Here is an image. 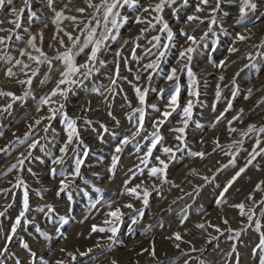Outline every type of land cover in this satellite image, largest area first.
Here are the masks:
<instances>
[{
    "label": "rangeland",
    "instance_id": "rangeland-1",
    "mask_svg": "<svg viewBox=\"0 0 264 264\" xmlns=\"http://www.w3.org/2000/svg\"><path fill=\"white\" fill-rule=\"evenodd\" d=\"M160 3L121 0L119 28L109 23L92 74L74 85H59L66 67L57 57L70 50L77 64L88 60L89 30L97 40L104 32L103 9L90 4L101 0L0 5V264H261L264 0H251L243 22L241 0H165L157 12ZM57 12L76 19L57 23ZM58 85L66 96L52 95ZM155 131L162 139L146 159ZM157 156L167 168L152 176Z\"/></svg>",
    "mask_w": 264,
    "mask_h": 264
},
{
    "label": "snow or ice",
    "instance_id": "snow-or-ice-1",
    "mask_svg": "<svg viewBox=\"0 0 264 264\" xmlns=\"http://www.w3.org/2000/svg\"><path fill=\"white\" fill-rule=\"evenodd\" d=\"M51 2V0H50ZM209 2V0H202V3L204 4H207ZM4 3V0H0V5H2ZM9 3H11V0H9ZM129 3V0H123V4H128ZM164 3H165V0H161V3L160 4H157L156 7H155V10L157 12L161 11L163 6H164ZM123 4H121V0H101V4L100 5H91L92 7H95L96 9V12L97 14L99 15L100 14V10L101 8L103 9V15H102V20H103V25H104V32L100 33V36H101V39L97 40V39H94L95 37V34H96V29L95 28H92L89 30V33H88V39L85 41L84 43V47H87V45L89 43H93L95 46L91 49V53H90V56L88 57V60L85 62V63H82V64H77L76 61H75V57L74 55L71 53V51L69 50L68 52H65L63 54H61V56L57 57L58 59H62L64 61V64H65V67H66V71H64L62 73V76L64 78H62L60 81H59V85H74V84H77L79 81L75 78L76 76H82L84 78H87L88 76H90L93 72V68L90 66V61H95L96 57H97V53L98 51L100 50V46L101 44L103 43V40L104 39H107V36H108V32H109V23L111 24V27L112 28H119V23H118V17H119V12L115 11V9H117L118 7H122ZM256 6L255 4L251 3V0H241V6H240V19L238 22H243V20L245 19V16L247 15V10L248 9H254ZM78 11L80 12H83L85 11V9L83 8H80V9H77ZM215 11V9H213ZM14 14L17 15V17L19 16V13L17 12L16 9H13L12 10ZM145 11H147V9H145ZM197 11H202L201 8H197ZM33 16H35V13H32ZM108 17H112V19L109 21ZM61 19H70V20H75L76 17H64L62 15L61 12H57L56 13V22L59 23V21ZM125 20L127 18H124ZM159 19V18H158ZM189 20H193V19H199V17H196V16H190L188 18ZM11 23L13 24H16V26L18 27V23L16 20H13V21H10ZM164 29L167 30L168 32V38L171 39L172 38V31L171 29L169 28L168 24L167 23H164ZM4 29H0V31H3ZM69 35V39H72V36H71V33L68 34ZM19 38V37H18ZM115 38V37H113ZM5 38L3 37H0V43H3ZM156 39H159L158 37ZM189 39L191 40H195L194 37L192 36H189ZM239 39L241 40H244V39H247V37L245 36H240ZM35 40V37L32 38V40L29 41L30 44H33V41ZM61 44H63V40L60 41ZM75 43V41H74ZM33 47H35V45L33 44ZM84 48H80V51L83 52ZM187 52H192L193 49L192 48H188L186 50ZM231 51H237V49L235 48H232ZM22 55L25 54V53H21ZM161 56L164 55V53H160ZM183 55V53L181 54ZM29 58L30 59H39L38 57H32L30 54H29ZM8 59H11V57H9ZM45 59H47V57H45ZM22 61L20 60H17L16 61V64H21ZM155 65L150 63L147 65L148 68H153ZM24 67H27V65H24ZM84 70V71H81V70ZM175 73H176V69L173 68L172 69V75H170L168 77L169 80L173 79L174 76H175ZM7 74L9 76L11 75H14L13 71L11 68L8 69L7 71ZM189 76L191 77L192 76V73L191 71L189 70L188 72ZM59 85L57 86V89L56 90H53L52 92V95L55 96L57 95V92L59 91L60 95L61 96H66L67 92L70 91V89H60L59 88ZM137 91L139 92V89H137ZM179 91H180V88H179V85H176L175 86V91L173 92V94L171 95L170 97V100H171V103L169 105L170 108H172V110L174 111L175 110V107L174 106H177L178 105V94H179ZM8 95H11L10 93ZM140 100L141 102H143L144 100V94L141 93L140 94ZM49 98L48 97H45L44 99L41 100V103H49ZM191 109H192V103L191 101L188 102L187 106L184 107L183 109V114L185 117L189 118L191 117ZM136 111L140 112V116H139V120L140 121H143L144 119V116H143V109H137ZM171 115V112L170 111H164L163 112V117L166 119L167 117H169ZM189 119H185L183 121L185 127L187 126L188 122H189ZM163 121H160L158 123H162ZM185 127H180V128H177L175 129L176 132L178 133H184L185 131ZM67 128L69 129V133H68V139L69 141L72 140V137H73V134L76 132V129H75V121L74 120H71V119H68L67 120ZM250 131H252V129L250 128L249 129ZM234 131V129H233ZM260 132H264V128H261L259 129ZM3 133H0V135H2ZM178 140H183V136L180 135V136H177L176 137ZM162 139V137L160 136L159 134V131H155L152 133V137H151V146L148 148V152L146 154V159L147 157H150L152 155V152H153V149L156 148L157 146V143ZM20 143H23V141H20ZM36 145L35 144H32L30 145V147H35ZM66 150V146H65V149H61V151H64ZM119 151V149H118ZM163 151L165 153H172L173 152V149L172 148H169V147H165L163 149ZM193 155H197V156H203L204 154L201 153V152H197V153H193ZM155 159L157 161H159V165L160 166H153L152 168L149 169V172H150V175L152 176H157L158 174H163L165 169L167 168V164L164 160H161L159 156L155 157ZM20 164L23 163V160L19 161ZM80 161L77 160L76 162V171H75V174H79V168H80ZM13 167H16V165H13ZM54 171V170H53ZM241 171H243V169H241ZM239 174V173H238ZM237 174V175H238ZM128 191L132 194H136L137 196H139V193L136 192V189L135 188H132V189H128ZM225 191H227V188L225 189ZM144 203L147 204V196H148V192L147 190L144 191ZM27 192L25 193V200H24V204H25V208H27ZM128 207H132L131 204L128 205ZM236 207H239L240 209H243L244 205L243 204H240V205H237ZM21 215H23V213H21ZM112 216H115V217H119V215H122L120 213V210L119 209H116L115 212H112L111 213ZM20 223V219L17 218V224ZM199 227L203 228L204 225L201 224L199 225ZM94 231L96 230L95 228L93 229ZM100 231H105V229L101 228L99 229ZM111 232L115 233L116 232V228L113 227L111 229H109ZM176 238L177 239H180V235L179 233L176 234ZM262 244H264V241H262ZM25 247H27V245H25ZM261 264H264V259L261 260Z\"/></svg>",
    "mask_w": 264,
    "mask_h": 264
}]
</instances>
